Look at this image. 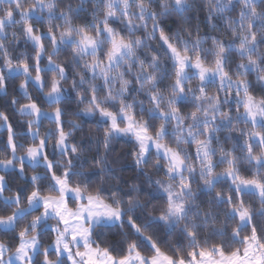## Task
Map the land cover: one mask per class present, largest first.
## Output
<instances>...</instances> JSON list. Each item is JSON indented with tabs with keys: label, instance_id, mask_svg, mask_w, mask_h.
I'll use <instances>...</instances> for the list:
<instances>
[{
	"label": "snow or ice",
	"instance_id": "6c2138e0",
	"mask_svg": "<svg viewBox=\"0 0 264 264\" xmlns=\"http://www.w3.org/2000/svg\"><path fill=\"white\" fill-rule=\"evenodd\" d=\"M0 100V264H264V0H0Z\"/></svg>",
	"mask_w": 264,
	"mask_h": 264
},
{
	"label": "trees",
	"instance_id": "16d2710c",
	"mask_svg": "<svg viewBox=\"0 0 264 264\" xmlns=\"http://www.w3.org/2000/svg\"><path fill=\"white\" fill-rule=\"evenodd\" d=\"M199 2H200V0H198V4H199ZM86 7H88V5H86ZM194 15L198 19H193L192 23L193 24H196V23L200 24V31H201L202 35L214 34V33H212L211 28L209 26H207V24L204 20L205 13H204L203 9H200L199 11L195 12ZM168 25L172 28H175L174 18H169ZM218 29H219V31H223V23L222 22L218 23ZM252 79H254V77H252ZM257 93H259V88H257ZM3 106H4V102L2 100H0V107H3ZM48 126L49 125L46 122L45 123V129H42V131L46 130ZM79 138H80V135L78 134L76 139H79ZM92 147L95 148L94 142L92 143ZM129 148H130V145L128 143H126L124 140L114 142V144L112 146V154L109 156L110 161H112V167L118 171V174L121 175L124 180H128L132 176L135 175V172L132 169V163H131L130 158H127L125 156V153H127L129 151ZM93 155H94V152L88 153V154H86V158H90ZM109 183L111 185L112 183H118V182L117 181H110ZM126 190H127V188L125 187V191ZM112 239H114V237H109V240H112Z\"/></svg>",
	"mask_w": 264,
	"mask_h": 264
}]
</instances>
